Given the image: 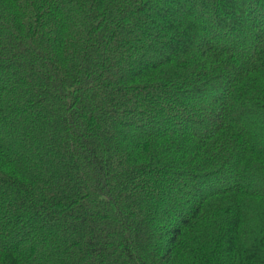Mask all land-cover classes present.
I'll return each instance as SVG.
<instances>
[{
	"label": "trees",
	"instance_id": "obj_1",
	"mask_svg": "<svg viewBox=\"0 0 264 264\" xmlns=\"http://www.w3.org/2000/svg\"><path fill=\"white\" fill-rule=\"evenodd\" d=\"M262 186L264 0H0V264H264Z\"/></svg>",
	"mask_w": 264,
	"mask_h": 264
},
{
	"label": "rangeland",
	"instance_id": "obj_2",
	"mask_svg": "<svg viewBox=\"0 0 264 264\" xmlns=\"http://www.w3.org/2000/svg\"><path fill=\"white\" fill-rule=\"evenodd\" d=\"M176 12H177V10H176ZM162 13H163V16L164 17H168L169 16V13H172V12H169V11H167V9L165 10V8H163L162 9ZM173 14V13H172ZM158 58V57H157ZM260 121H262L261 120V118H260ZM262 187H264V186H262ZM262 187H260V188H262Z\"/></svg>",
	"mask_w": 264,
	"mask_h": 264
}]
</instances>
